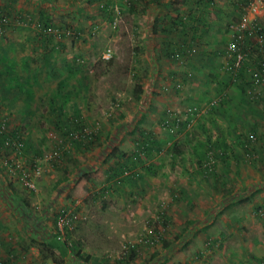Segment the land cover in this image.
I'll return each instance as SVG.
<instances>
[{"label":"rangeland","instance_id":"rangeland-1","mask_svg":"<svg viewBox=\"0 0 264 264\" xmlns=\"http://www.w3.org/2000/svg\"><path fill=\"white\" fill-rule=\"evenodd\" d=\"M54 1L55 6L50 5L49 0H0V16L7 15L9 19L6 25L0 24V132L8 138L12 136L9 132H19V143L13 141L0 146V221H3L0 262H7L4 259L11 256L2 243L19 242L23 246L18 248L20 252L25 251L22 255L26 256L12 255L11 264H118L116 259L126 241L139 240L149 228L152 233L159 234V240L141 246L132 260L133 264L264 263V243L255 240L264 236V223L254 221L260 216H251L260 238L256 232H243L242 226L237 233L244 237L245 242L241 244L256 247L255 254H249V251L245 254L246 250L241 249L237 255L230 246V252L224 251V247L220 248L222 243H215L213 237L207 235L201 240L202 247L208 244L211 253L210 249L209 252L196 247L201 242L193 230L195 219L189 218L191 223L177 224L167 210L169 202L165 198L180 197L182 193L168 181L175 183L176 179L184 176L185 167L191 163L197 169L199 166L202 168V161L211 162L205 174L200 172L207 177L219 173L215 165L213 167L216 160L225 164L238 157L231 142L227 143L222 159L213 152L219 139L214 136L222 134L220 131L229 126L228 120H218L216 115H224L227 110L241 115L247 112L239 131L251 129V119L260 116L253 127H263L264 131V119L261 118L264 117V99L260 95L257 101L250 102L245 96L243 85L247 82V75L240 74L235 91L231 85L235 81L220 71L221 82L226 83V89H223V84V87L211 86L199 103L193 100L184 103L183 98L179 100V123L176 130L170 132L160 125L159 119L177 109H164L159 112L161 116L154 115L152 108L140 113L143 107L136 97L145 88L144 99L148 102L154 95L151 89L155 82L148 59L137 58L134 54L131 28L135 18L121 13L123 0H111V4L106 2L105 11V0H78L77 5L73 0ZM42 18L53 27L50 44L45 48L48 52L36 46L35 23ZM107 49L110 50L109 58L104 57L108 54ZM220 56L222 63V53ZM186 57H172L173 65L184 64ZM180 58L183 62L179 61ZM224 77L228 81L226 79L225 82ZM200 78L203 81L202 75ZM23 81L32 92H27ZM9 82L11 86L8 88ZM172 82V88L177 89L174 90L175 98L179 99L181 90L178 89L182 87H177L176 79ZM117 103L120 108L115 109ZM188 107L196 109L198 115L188 113ZM62 113L81 116L83 124L88 127L96 125L102 132L101 137L91 143L86 141L74 146L67 133L74 129L70 124L61 127ZM192 117L194 124L189 120ZM203 117L207 118L204 125L210 129L201 127L200 118ZM142 128L149 133L135 137ZM114 129L117 130L116 141L109 148L107 134ZM240 136H243L244 143L250 145L243 133ZM124 137L132 139L129 149L119 148L125 141L122 140ZM151 141V149H148ZM208 143L214 146L211 148L212 161L205 153ZM137 151L139 154L136 155ZM194 151L196 157H190ZM242 153L246 159H251L245 150ZM124 161L132 175L128 172L116 174V164ZM197 161H200L199 166ZM24 172L35 189L25 185ZM196 175L200 176L199 173ZM201 185L204 192L210 189L217 192L219 185L222 192L233 190L232 184L226 180L219 185L214 183L212 188L202 182L200 186L195 185L198 188L193 187L194 190L198 191ZM11 190L20 201L21 198L26 201L22 202L23 207L11 199L15 196L10 194ZM230 205L226 204L218 211V219L230 215ZM236 211L237 208H233V212ZM61 212L74 215L71 227L65 229L61 238L53 236L58 243H64V250L57 247L46 249V242L57 231V218ZM161 215H165V226L156 222ZM36 218H39V223H36ZM25 220L28 224L33 223L31 227L41 224L43 229L39 227L41 230L37 228L32 236L27 235V229L20 226V222L25 223ZM215 225L219 227L218 223ZM165 241L168 242L166 245ZM215 257L218 261L214 260ZM237 257L243 261L238 262ZM14 258L17 262L13 261Z\"/></svg>","mask_w":264,"mask_h":264},{"label":"crops","instance_id":"crops-1","mask_svg":"<svg viewBox=\"0 0 264 264\" xmlns=\"http://www.w3.org/2000/svg\"><path fill=\"white\" fill-rule=\"evenodd\" d=\"M108 2L111 4V0H108ZM122 2L127 1L123 0ZM244 2L245 0H159L157 10L147 14L134 15L123 10V15L125 13L133 16V19L135 18L131 28V36H133L135 42L134 54L137 58L146 57L148 59L150 73L153 77V82H155V87L151 89L154 95L150 96L148 102H145L144 99V95L147 93L146 89L141 92L139 102L143 108L140 109V113L145 112L148 108H152V113H154V115L160 114L159 112L164 109L172 108L173 110H178V106L180 105L179 100H182V98L184 103H187L186 100H193L199 103L203 93L208 91L211 86L223 87V84L225 87H223V89H226V83L221 82V73L225 74V71L222 69L225 61L223 55L224 45L226 40L230 37L229 24L235 23L238 20ZM156 17H160V21H158ZM168 19L174 22L172 23ZM161 20L165 22H161ZM258 20L260 23L264 24V4L262 11L258 15ZM164 28L167 29L164 31ZM191 47H196V51L192 55L186 57L184 54L185 49ZM220 53H222L223 56L222 63H220L222 58ZM178 55L185 56L187 59L185 61L186 63L173 65V62H175L173 58H176ZM200 75L203 76V81ZM229 78V80L233 81L230 76ZM175 79L182 87L178 89V91L181 90L178 92V94L181 93L179 99L175 98L176 94L174 90L176 91L177 89L172 88V81ZM223 79H225V82L226 79L228 81L227 77ZM236 82H231L232 89L235 91H237ZM9 86H11L10 82L7 83L8 88ZM15 93L18 94V92ZM259 93L262 94V92ZM164 111L162 114H164ZM140 113H138V115ZM223 113L224 115L219 114L216 115V117L221 121L228 120L229 126L225 127L223 131H220L219 127H217L222 134L219 133L220 135L217 134V136H214L215 138L219 137L218 143L214 149H218L225 154L224 150L227 148V143L231 142V146H234V152H237L238 157L235 156L234 160H229L225 164H221L217 160L213 162V167L215 165L214 168L216 171H219V173L214 176L204 177L200 174V172L203 174L206 172V169L203 167L204 161H202L201 164L202 168L199 166L200 161L196 163L199 166L197 169L194 167L193 163H191L189 167L186 166V171H184L186 174L184 176L176 179L175 183H172L174 181L171 180L168 181L171 185H175L182 194H179L180 197L178 198H175V195H173L172 198L171 196L165 197L169 202L167 210L177 224L181 222H190L189 218L195 219L196 225H194L193 230L196 233L195 236L197 240H200V242L205 238L204 236L208 235L209 237H213L215 243H222L220 248L222 249V247H224V251H229L228 249L230 246V249H235L237 255L240 254L241 249L243 251L246 250L245 254H247L248 251L249 254H255L256 247L241 244L245 242L244 237L237 233L241 230L239 226H242L243 232L251 231L253 234L256 232L259 236L257 225L253 222L251 216L254 214L259 216L253 210L261 203H264V162L262 161L264 159V131L262 129L263 127H253L254 123L256 125L257 120H260V116L251 119L250 122L252 125H247L251 129L246 128L244 132L242 129L241 131L238 129L240 124H243V121L247 118L244 117L247 112H242L243 114L241 115L234 110L231 112L227 110ZM225 114H227V116H225ZM154 115H152L151 119ZM159 116H161V114ZM261 118L264 119V117ZM191 119H193V117L189 120ZM191 121L192 124H194L195 120ZM200 121L202 122L201 127L206 130L210 129L207 125H204V123H207V118H200ZM185 124H187V122ZM143 128L136 133L135 137L138 138L140 135L142 136L148 132ZM132 129L133 126L130 127L128 133ZM197 129L196 127V130ZM241 133L246 136L245 138H247V140H249L253 134L255 137L254 145L252 141L250 145L244 143L243 136H240ZM120 136L122 137V134H120ZM122 140L125 141L122 142L119 148L129 149L133 143L132 139L128 140L124 137ZM204 140L208 142L206 138H204ZM152 143L151 141L148 145V149H151L150 146ZM246 145L248 149H246ZM251 146H255L252 155L249 153ZM191 150L193 149L191 148ZM244 150L246 151V155L249 154L251 156V159L245 158L244 153H242ZM192 153L190 157H193V155L196 157L194 154L195 151ZM137 154H139L138 151L136 155ZM179 169L181 170V167H179ZM192 172H194V174ZM196 173H199L200 176L196 175ZM224 180L232 184V192H222L219 184ZM202 182L204 184L207 183L209 188H212L213 184L216 183V185H219L220 190L215 192L210 189V191L206 190L204 192V186L201 185L200 189L195 191L193 187L198 188L195 185L200 186ZM178 185L180 186L178 187ZM239 198L241 199L240 201H238ZM91 199L95 200V198ZM191 199L196 201H192ZM244 200L245 203L243 204ZM24 201L23 203L26 202ZM233 202L235 203L234 205H232ZM20 203L22 204L21 201ZM229 203L231 204L229 208L232 210L230 215L218 219V211L226 204L229 205ZM103 205L105 208L106 202H104ZM43 208H46V205H44ZM233 208H237V211L233 212ZM24 212L26 213L27 211L24 210ZM36 219V223H39V218ZM187 219H189V221ZM191 221L194 222V220ZM215 221L219 224V227L215 225L217 223L214 224ZM254 221L263 224L264 216L260 218L255 217ZM26 222V220L25 223L20 222V226L23 227V229L24 227L27 229V235L34 233L39 227L43 229L41 224L37 227H31L33 223L28 224ZM1 223H3V221H0V229H2ZM188 228H191V226L189 227L188 225ZM204 228L206 231H204ZM262 237L263 238H260L259 236L260 239L255 238L256 241H259L257 243H264V236ZM2 244L4 245L3 247L6 253H13L15 256L21 258L26 256L25 254L22 255L25 251L20 252L19 249L23 244L19 242ZM202 244V242L200 245L197 243L196 247L199 249L202 248V251L208 250L210 252L211 250L212 253V249H210L208 244L203 247ZM219 254H222V252L219 251ZM216 259L217 257L214 258V260ZM4 260L7 261L8 258ZM238 260H241V262L243 261L241 258L237 257V261ZM13 261L17 262L16 260ZM131 264H133V261Z\"/></svg>","mask_w":264,"mask_h":264},{"label":"built area","instance_id":"built-area-1","mask_svg":"<svg viewBox=\"0 0 264 264\" xmlns=\"http://www.w3.org/2000/svg\"><path fill=\"white\" fill-rule=\"evenodd\" d=\"M264 0H245L241 7L240 17L235 23L229 24L230 37L225 42L223 55L225 61L223 64V70L230 75L233 81H237L240 74L247 75V82L245 83V91L247 95L258 99L260 95L264 99V24L258 20V15L262 11ZM4 22V17L0 20V23ZM105 58H109L110 50ZM196 51V47L185 49V56L192 55ZM178 55L176 58H178ZM184 57V56H181ZM179 61L183 62V58ZM252 61V62H251ZM177 84V87H180ZM259 92H262L260 94ZM117 105H119L117 103ZM191 115L197 114V110L192 107L186 109ZM180 111H170L165 114L164 120L161 121L160 125L166 128L168 131L173 132L177 128V122L179 121ZM198 115V114H197ZM171 120V122H169ZM88 131H86L87 133ZM76 137L77 135H73ZM251 136L248 141L251 143ZM206 155L210 161L211 152L206 151ZM208 162H204L206 165ZM25 185L33 190L35 189L34 183L29 179L28 175L24 172L23 174ZM257 215L263 216L264 211H256ZM74 215L68 216V213H60L58 215V221L56 223L57 233L56 239H60L61 235L64 234L65 229L71 227L72 219ZM153 236V238L151 237ZM159 234L152 233L151 229H146L145 233L141 235L137 241H126L121 251V258L126 256L130 250H138L141 245H150L153 240L158 241ZM1 245V242H0ZM120 257V255H118ZM2 264V262H0ZM40 264H46L41 262Z\"/></svg>","mask_w":264,"mask_h":264},{"label":"trees","instance_id":"trees-1","mask_svg":"<svg viewBox=\"0 0 264 264\" xmlns=\"http://www.w3.org/2000/svg\"><path fill=\"white\" fill-rule=\"evenodd\" d=\"M33 1H37V0H33ZM73 1L75 2V5H77V1L78 0H73ZM87 1L90 2V1H97V0H87ZM126 1L127 2H122L121 3L122 4V6H120L121 13L123 12V10H125L126 12H128L130 14L143 15L145 13L147 14V13H149L151 11L157 10V8L159 6L158 5L159 0H126ZM49 2H50V5L55 6L54 5L55 4V1L54 0H49ZM106 2L109 3L108 0H105V2H104V9H103L104 11H105V9L107 10V6H108ZM53 8L54 7H52V9ZM2 17H4V22H2L0 24L6 25L9 22L8 16L7 15L0 16V20L2 19ZM156 19L158 21H160L161 18L160 17H156ZM168 20H170V19H168ZM170 21L172 23L174 22L173 20H170ZM161 22H165V21L164 20L163 21L161 20ZM35 25L37 26V27H35V35H36V38H37V45L36 46H38V48H40V49L41 48H44V50L43 49L42 50L44 52H48V51L45 50V48H47L48 45L50 44V33L53 32V27H52V25H49L48 21L45 18H42L41 20L40 19L37 20L36 23H35ZM166 29L167 28H164L163 30L165 31ZM263 45H264V37H263ZM6 73H7V71H6ZM1 76H3V75H1ZM35 80H36V77H35ZM24 84L26 85V81H23V85ZM26 86H27V92H32V91H30V87L28 85H26ZM144 89H142L141 92ZM243 91L245 93V96L249 99L250 102L257 101V99H255L254 97H251V96L247 95V93L245 91L244 85H243ZM140 94L141 93L139 92V95H137V97H136L137 100L140 99V97H141ZM118 108H120V106L116 104L115 105V109H118ZM61 115H62L61 118H60L61 127L62 128H65V126L67 124L68 125L70 124V125H72V128L74 129L71 132H67L71 136V140L73 141V145L74 146H80L82 142H86V141L88 143H91L93 140L98 139L99 137H101V135H102L101 130L100 129L98 130V127L96 125L95 126L91 125L93 127H91V126L88 127L87 125H84L85 123L83 124V118H81V116H74L73 117L71 114H67L66 115V114H63V113ZM164 116H165V114L160 117L159 123H161V121L164 120ZM169 122H171V120ZM76 128H78V129H76ZM86 131H88V132L86 133ZM116 131L117 130L114 129L112 132L110 131L107 134L106 142L109 144V148L115 144V141L116 140L114 139V137H115ZM9 134L12 135V136L8 138V135L3 134V133L0 132V146L1 145L4 146V145H6L9 142L12 143L13 141H16L17 143H19L18 142L19 141V139H18L19 132H17L16 130H14L12 132H9ZM73 135H77V136L74 137ZM65 136H67V134ZM104 137H106L105 134H104ZM252 137L253 138L251 140H252L253 145H254V143H255L254 142L255 141L254 140L255 137H254L253 134H252ZM205 147L208 148L207 149L208 151H210V152L212 151L211 150L212 145L210 146L209 143ZM107 150H109V149H107ZM249 150H250L249 153L252 155V151L255 150V146H253V147L251 146V148ZM257 151H259V150H257ZM213 152L215 153V155H217V157H220L221 158L222 156H224L223 155V152L219 151L218 149H215V151H213ZM170 155H172V153ZM214 159L215 158H213V161H214ZM210 165H211V162H208L203 167L207 170ZM116 168L117 169L114 168V170L116 171V174H118V173L127 174V172H128V170H127L128 167L126 166L125 161L124 162L117 163L116 164ZM128 174H131L132 175V173H129V172H128ZM127 177H130V176H125V178H127ZM11 193L14 194L12 190L10 191V194ZM11 199L13 201L17 202V204L22 205L20 203L19 198L16 195L13 198H11ZM23 201L24 200H22V198H21V202H23ZM260 209L264 211V203L263 204L261 203L260 205H258L256 207V209H255V212L258 211V210H260ZM163 214L166 215V213H163ZM165 215H161V218L158 219V221L156 220V222H157L158 225L165 226V222H164L165 221ZM54 233L55 234H52L51 237L49 238V241L46 242L47 244L45 243L46 244L45 245L46 249L49 248L51 250L54 247H58V248L64 250V244L63 243H58V241H56V239H54L55 236H56L57 231L55 230ZM53 236H54V238H53ZM164 243L166 245L168 242L165 241ZM141 246H144V245H141ZM139 251H140V248L137 251L136 250H130L128 252V254L126 256L122 257V258H121V252H120L119 253L120 257H117L116 260L118 261V264H131L133 258L137 255V253ZM12 255H13V257H15L14 254L11 253V256H9L8 261L7 262H4L3 261L2 264H11L12 263ZM42 255H43V257H46L47 258V256L44 255V253H42ZM14 260L17 261V259H15V258H14ZM262 264H264V263L262 262Z\"/></svg>","mask_w":264,"mask_h":264}]
</instances>
